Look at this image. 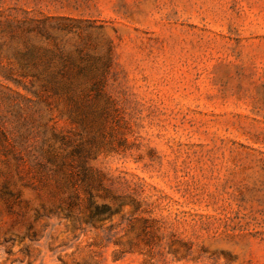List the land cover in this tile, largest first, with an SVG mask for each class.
Masks as SVG:
<instances>
[{
  "label": "rangeland",
  "instance_id": "1",
  "mask_svg": "<svg viewBox=\"0 0 264 264\" xmlns=\"http://www.w3.org/2000/svg\"><path fill=\"white\" fill-rule=\"evenodd\" d=\"M0 17L50 35L29 33L36 70L0 29V122L21 145L0 138V264H264V0H0ZM46 61L84 69L74 100L98 115L89 188L118 212L93 225L57 207L66 166L31 168L80 132L66 96L28 105Z\"/></svg>",
  "mask_w": 264,
  "mask_h": 264
},
{
  "label": "trees",
  "instance_id": "2",
  "mask_svg": "<svg viewBox=\"0 0 264 264\" xmlns=\"http://www.w3.org/2000/svg\"><path fill=\"white\" fill-rule=\"evenodd\" d=\"M14 21V22H13ZM11 20L9 18L0 17V29L6 33L10 39L15 40L18 37L22 38V50L21 57L26 59V62L23 65L27 68L31 69H39V61L34 59V50L31 43V37L29 33H34L41 36L49 37L50 35L44 29V23L39 22V25H26V24H18L17 21ZM17 31H21V36H18ZM63 60V58H62ZM48 61V60H47ZM45 62L43 69L37 71L31 77L35 80H38L42 76L46 79L43 81L38 87L37 90H32L31 88L34 86L33 83H30L29 87H25L27 92H30L33 96L37 98L36 101L30 100V108L39 106V99L41 94H46L47 97H62L66 96L67 101L70 103V112H71V121L74 124H77L80 128V132L75 134L77 139L72 142L70 139L66 137H62L63 145L65 147H70V150L67 153L68 160L63 161L61 164H57L56 155L51 151L49 139H47V144H45V150L39 149L37 155L33 157V155H29V157L35 161L33 165H31L32 169L35 170H43L49 171V174L53 176L61 175L62 166H66L68 168V172L64 173L65 180L72 181L74 184L71 185L74 190L70 191L68 194H63L60 196L59 201L62 206H57L70 214V212L74 209H80L84 207L87 212L86 222L90 225H93L94 222L102 221L106 218H110L112 214L118 212L117 205H111L108 202H98L97 198L101 199V196H96L94 191L102 186V180H97V182L91 178L90 179V160L96 155L97 139L94 135H92V127L93 125H97L98 123V115L94 114L90 109L83 107L80 102L74 100V94L79 91L80 87L76 85V81L78 82L77 77L83 75L84 69H73L71 66L66 69L67 66H64L58 70L56 73H52L49 68V62ZM41 66V67H42ZM63 79L65 81H63ZM91 90L99 91L100 88L97 86H91ZM49 105V104H47ZM38 114V118H41L40 111L37 109L36 112ZM100 116V115H99ZM8 121L4 120L0 122V138L6 142L9 150L21 156V145L18 140L12 136V129L7 125ZM30 124L34 126L37 123L34 117L29 118V120L24 123L27 125ZM84 132L85 134L81 133ZM56 137H58L56 135ZM32 156V157H31ZM48 174V173H47ZM95 185V190H92L91 185ZM68 189V188H66ZM79 190H82L86 195H80ZM10 196L19 197V193L14 195L5 191ZM66 193V192H65ZM115 202H123L120 199H115ZM116 204V203H114ZM55 207L53 211L56 210ZM41 216L40 214L38 215Z\"/></svg>",
  "mask_w": 264,
  "mask_h": 264
}]
</instances>
